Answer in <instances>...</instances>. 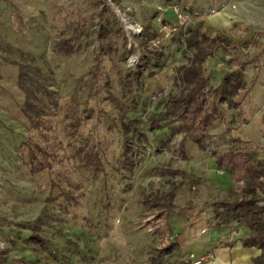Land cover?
Returning <instances> with one entry per match:
<instances>
[{
  "label": "rangeland",
  "instance_id": "rangeland-1",
  "mask_svg": "<svg viewBox=\"0 0 264 264\" xmlns=\"http://www.w3.org/2000/svg\"><path fill=\"white\" fill-rule=\"evenodd\" d=\"M194 30L231 39L202 63L212 85L226 59L257 60L234 104L188 134L166 99ZM65 39L80 48L61 51ZM19 62L47 89L37 127ZM86 148H99L96 171ZM229 148L264 159V0H0V264H248L220 253L243 227L216 212L243 186L211 156ZM169 193L180 212L142 203ZM38 216L47 250L28 240Z\"/></svg>",
  "mask_w": 264,
  "mask_h": 264
},
{
  "label": "trees",
  "instance_id": "trees-1",
  "mask_svg": "<svg viewBox=\"0 0 264 264\" xmlns=\"http://www.w3.org/2000/svg\"><path fill=\"white\" fill-rule=\"evenodd\" d=\"M114 1V0H113ZM170 2L171 0H164ZM195 30L190 31L186 39L185 46L193 47L191 58L186 64L176 67L175 79L181 84V91L172 96H168V110L175 113L182 119V126L188 134L202 131L211 127L221 114L218 111L219 103L234 104V97L240 89L247 86L244 77V68L257 60V56L250 59L228 58L224 64L227 71L223 73L216 85L209 83V79L204 75L202 63L215 51L229 43L231 39L225 34H218L214 37L201 35L198 39ZM85 46L88 43L84 44ZM80 45H73L69 40H63L59 44V49L65 53L75 51ZM18 64L19 86L25 92V98L21 106V111L32 123L33 127L39 124V117L44 114V102L37 98V92L46 93L45 87L41 88V83L37 80L36 71L29 72L26 63ZM38 99V100H37ZM184 135L179 141V146L183 147L186 141ZM202 147V145H201ZM84 149H79L81 151ZM84 152V151H83ZM88 156V163L92 165L94 171L101 166V154L98 150L92 152L90 148L85 149ZM214 164L218 170L232 174L235 181L243 183L241 191L231 200L220 202V211L217 215L223 219H234L237 225L248 229V235L243 239L244 246H255L260 249L259 255L253 258V264H264V202L259 203V190H264V159L256 156L254 151L246 149L229 148L227 150L213 149L211 151ZM128 157L124 155V159ZM230 194L231 189L227 190ZM172 193L157 197L143 198L142 203L152 207L164 208L167 214L178 213L182 210L180 206L171 201ZM43 217L38 216L31 224L33 232L28 240L41 249L47 250L48 241L37 233L43 223ZM165 250H170L174 243L164 245ZM174 264H190L188 260L177 261Z\"/></svg>",
  "mask_w": 264,
  "mask_h": 264
},
{
  "label": "crops",
  "instance_id": "crops-1",
  "mask_svg": "<svg viewBox=\"0 0 264 264\" xmlns=\"http://www.w3.org/2000/svg\"><path fill=\"white\" fill-rule=\"evenodd\" d=\"M151 2L157 7V5L161 6L163 0H151ZM236 230L238 237L233 238L231 234H228L229 239L227 240L226 243H224L225 246L223 250L220 252L223 255V261L226 262L229 261L230 259L231 261H233L234 259L235 262L241 260V262H245V263L248 262V264H253V258L259 255L260 249L255 246L243 245V239L248 235V229L246 227H242V228L237 227ZM215 263L220 264L221 263L220 259L216 258Z\"/></svg>",
  "mask_w": 264,
  "mask_h": 264
},
{
  "label": "built area",
  "instance_id": "built-area-1",
  "mask_svg": "<svg viewBox=\"0 0 264 264\" xmlns=\"http://www.w3.org/2000/svg\"><path fill=\"white\" fill-rule=\"evenodd\" d=\"M173 11L176 13L177 17L180 18L181 14L179 13V6L178 5H173ZM135 35V33H133Z\"/></svg>",
  "mask_w": 264,
  "mask_h": 264
}]
</instances>
